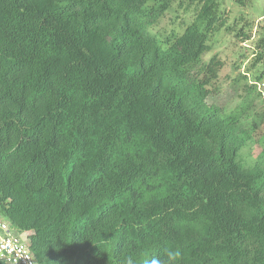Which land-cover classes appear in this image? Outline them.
<instances>
[{
    "label": "trees",
    "instance_id": "16d2710c",
    "mask_svg": "<svg viewBox=\"0 0 264 264\" xmlns=\"http://www.w3.org/2000/svg\"><path fill=\"white\" fill-rule=\"evenodd\" d=\"M177 1L0 0V216L36 264H264V110L208 103L219 0L161 43Z\"/></svg>",
    "mask_w": 264,
    "mask_h": 264
},
{
    "label": "rangeland",
    "instance_id": "374dc122",
    "mask_svg": "<svg viewBox=\"0 0 264 264\" xmlns=\"http://www.w3.org/2000/svg\"><path fill=\"white\" fill-rule=\"evenodd\" d=\"M242 1L219 0L225 26L212 36L211 52L203 57L202 62L207 63L214 56L224 62L218 79L209 87L212 91L208 99L210 105L231 113L245 97L254 100L251 111L242 122L243 127H249L256 111L264 110V79L257 80L264 68L263 61L258 60L264 57V0ZM199 9L198 1L178 0L154 28V34L161 43L183 34ZM256 133V145L245 152L248 160L249 157L256 158L264 148V125Z\"/></svg>",
    "mask_w": 264,
    "mask_h": 264
},
{
    "label": "built area",
    "instance_id": "2783aa9c",
    "mask_svg": "<svg viewBox=\"0 0 264 264\" xmlns=\"http://www.w3.org/2000/svg\"><path fill=\"white\" fill-rule=\"evenodd\" d=\"M0 262L5 264H36L27 244V235H16L10 225L1 219Z\"/></svg>",
    "mask_w": 264,
    "mask_h": 264
},
{
    "label": "clouds",
    "instance_id": "9594fccd",
    "mask_svg": "<svg viewBox=\"0 0 264 264\" xmlns=\"http://www.w3.org/2000/svg\"><path fill=\"white\" fill-rule=\"evenodd\" d=\"M167 264H175L180 256L179 250L168 249L165 253ZM122 264H135V260L131 255L122 258ZM146 264H163V261L158 257H152L146 261Z\"/></svg>",
    "mask_w": 264,
    "mask_h": 264
}]
</instances>
